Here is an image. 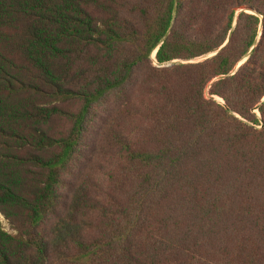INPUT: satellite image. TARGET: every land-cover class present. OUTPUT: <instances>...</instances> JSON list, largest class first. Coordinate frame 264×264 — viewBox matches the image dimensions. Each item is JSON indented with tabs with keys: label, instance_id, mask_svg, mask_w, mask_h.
<instances>
[{
	"label": "trees",
	"instance_id": "16d2710c",
	"mask_svg": "<svg viewBox=\"0 0 264 264\" xmlns=\"http://www.w3.org/2000/svg\"><path fill=\"white\" fill-rule=\"evenodd\" d=\"M0 264H264V0H0Z\"/></svg>",
	"mask_w": 264,
	"mask_h": 264
},
{
	"label": "rangeland",
	"instance_id": "374dc122",
	"mask_svg": "<svg viewBox=\"0 0 264 264\" xmlns=\"http://www.w3.org/2000/svg\"><path fill=\"white\" fill-rule=\"evenodd\" d=\"M211 55L209 56H205V57H200L196 60H191V61H179V60H176L174 61L175 63H194V62H199V61H202L208 57H211ZM153 58H155V56L152 55ZM165 66H170V65H161L159 67H165ZM139 98H138V101L139 103H142L143 105H146L148 104V102L153 98L152 96L148 95V94H145L143 92H141L139 95ZM218 101H220V99H217ZM146 106H144L145 108ZM143 108V107H142ZM102 109H104V104H102L97 110L96 112L97 113H102ZM258 113V112H257ZM259 114V113H258ZM88 142H91L90 140H86L85 141V144H89ZM85 149L87 150L88 148L85 147ZM115 167L114 164L112 163H101L98 171L95 173L97 174V178H98V181L99 183L101 184L102 186V190L103 191H106L107 193L109 194H113V186H112V183L111 181L109 180V177L108 175L110 174H114L115 173ZM59 193L61 195V200H65V196L67 194V190H66V187H60L59 189ZM61 210V207H59L58 211ZM55 220V216H51L47 222V224H51L53 221ZM6 224V223H5ZM6 229L10 230L8 225L6 224Z\"/></svg>",
	"mask_w": 264,
	"mask_h": 264
},
{
	"label": "water",
	"instance_id": "95a60500",
	"mask_svg": "<svg viewBox=\"0 0 264 264\" xmlns=\"http://www.w3.org/2000/svg\"><path fill=\"white\" fill-rule=\"evenodd\" d=\"M243 10V9H242ZM247 12H251V13H254V14H256L254 11H252V10H248V9H245ZM163 41V40H162ZM157 51V50H156ZM156 51H155V53H156ZM213 55H215V54H212V56ZM172 63H175V62H170V63H167V64H164V65H171Z\"/></svg>",
	"mask_w": 264,
	"mask_h": 264
}]
</instances>
